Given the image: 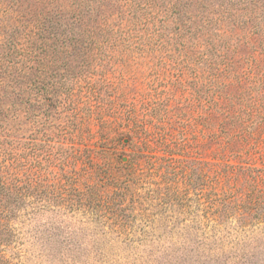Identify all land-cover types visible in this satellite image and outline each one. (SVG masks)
Masks as SVG:
<instances>
[{
	"label": "rangeland",
	"instance_id": "374dc122",
	"mask_svg": "<svg viewBox=\"0 0 264 264\" xmlns=\"http://www.w3.org/2000/svg\"><path fill=\"white\" fill-rule=\"evenodd\" d=\"M18 2L24 10L39 5ZM106 13L117 32L110 43L91 45L80 37L75 46L43 56V87L32 91L29 123L32 171L43 193L36 190L31 214L16 222L22 230L12 262L264 264V223L244 233L226 224L215 240L205 228V174L214 155L207 139L206 70L189 62V54L145 37H118L126 22L112 9ZM237 54L251 52L238 46ZM135 115L150 126L151 142L140 121H129ZM164 143L177 174L148 164L164 162L158 161ZM246 235L258 245H241Z\"/></svg>",
	"mask_w": 264,
	"mask_h": 264
},
{
	"label": "trees",
	"instance_id": "16d2710c",
	"mask_svg": "<svg viewBox=\"0 0 264 264\" xmlns=\"http://www.w3.org/2000/svg\"><path fill=\"white\" fill-rule=\"evenodd\" d=\"M18 1L0 0V264H14L13 246L22 230L16 222L31 214L36 190L43 193L42 182L35 186L29 132L32 91L43 87L48 63L43 56L75 46L80 37L91 45L110 43L117 33L109 28L106 10L111 9L126 22L118 37L135 34L182 57L189 54V62L207 72L206 128L214 155L207 163L202 217L213 232L210 238L215 240L216 229L226 224L244 233L264 223V0H68L65 5L36 0L39 5L27 10ZM97 34L105 35L103 42L94 40ZM238 46L251 54H237ZM147 117L151 122L153 116ZM130 119L140 121L146 143L151 142L147 121L137 115ZM162 151L158 161L164 162L148 164L177 174L169 145L164 143ZM242 242L258 245L247 235Z\"/></svg>",
	"mask_w": 264,
	"mask_h": 264
}]
</instances>
